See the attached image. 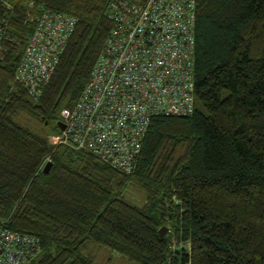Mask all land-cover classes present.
Segmentation results:
<instances>
[{
	"label": "trees",
	"instance_id": "trees-1",
	"mask_svg": "<svg viewBox=\"0 0 264 264\" xmlns=\"http://www.w3.org/2000/svg\"><path fill=\"white\" fill-rule=\"evenodd\" d=\"M26 1L0 49V221L40 238L26 264H98L94 248L130 264H264V0H197L195 111L154 117L132 172L51 141L105 46L108 0H36L78 16L39 97L15 80Z\"/></svg>",
	"mask_w": 264,
	"mask_h": 264
},
{
	"label": "built area",
	"instance_id": "built-area-1",
	"mask_svg": "<svg viewBox=\"0 0 264 264\" xmlns=\"http://www.w3.org/2000/svg\"><path fill=\"white\" fill-rule=\"evenodd\" d=\"M17 0H0V49L11 34ZM34 21L15 80L39 97L74 33L78 16L27 0ZM112 26L90 77L55 144L86 149L132 172L154 117L188 116L196 108L197 0H108ZM51 159L48 158L46 163ZM41 249L36 235L0 221V264H26Z\"/></svg>",
	"mask_w": 264,
	"mask_h": 264
},
{
	"label": "rangeland",
	"instance_id": "rangeland-1",
	"mask_svg": "<svg viewBox=\"0 0 264 264\" xmlns=\"http://www.w3.org/2000/svg\"><path fill=\"white\" fill-rule=\"evenodd\" d=\"M51 141L53 142V140H51ZM92 252L96 255V259H97L98 264H130L124 258H121L118 256H113V258L110 257L109 252L105 249L96 250L94 248L92 250Z\"/></svg>",
	"mask_w": 264,
	"mask_h": 264
},
{
	"label": "water",
	"instance_id": "water-1",
	"mask_svg": "<svg viewBox=\"0 0 264 264\" xmlns=\"http://www.w3.org/2000/svg\"><path fill=\"white\" fill-rule=\"evenodd\" d=\"M58 124H59V127L61 129H64L65 128V124L62 121H59ZM52 165H53L52 160L48 161L46 163V165L44 166V168H43V172L46 173V174H48L50 172L51 168H52ZM167 231H168V228L166 226H164V227H162L160 229L159 232H160L161 235H164Z\"/></svg>",
	"mask_w": 264,
	"mask_h": 264
}]
</instances>
